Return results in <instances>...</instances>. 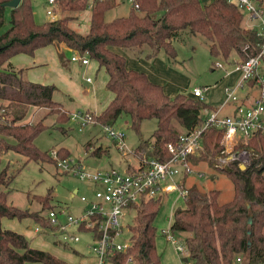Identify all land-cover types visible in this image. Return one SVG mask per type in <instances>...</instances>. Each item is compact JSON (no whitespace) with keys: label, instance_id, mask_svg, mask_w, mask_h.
<instances>
[{"label":"trees","instance_id":"16d2710c","mask_svg":"<svg viewBox=\"0 0 264 264\" xmlns=\"http://www.w3.org/2000/svg\"><path fill=\"white\" fill-rule=\"evenodd\" d=\"M8 1L0 0V28L6 24V12L10 8V25L0 34V99L12 111L9 114L6 107H0V119L4 117L0 122V264H71L30 246L23 233L2 225L4 218L31 217L37 225L53 232L57 230L43 213L55 209L51 193L35 197L42 211L21 209L9 203V189L3 188L11 185L15 174L10 164L2 167L1 155L14 151L26 156L28 162L48 160L56 165L51 154L41 151L35 143L46 125L43 121H24L30 107L47 109L48 114H56L61 121L70 119L62 103L54 99L57 86L24 78L22 69H16L10 59L22 53L34 55L37 49L55 43L88 52L107 72L106 86L114 94L96 117L97 122L114 126L122 115H129L133 129L140 136L138 155L167 160L170 156L167 144L203 125L206 112L218 106L187 93L168 95L145 72L128 68L126 57L115 48L137 49L141 54L144 46H148V59L165 53L174 60L177 58L174 40L189 29L193 35L205 37L211 58L225 61L230 69L235 60H246L256 54L263 36L257 28L245 25L243 10L228 0H212L208 4L202 0H133L128 16L111 21L106 20V14L117 6V0H63L58 8L68 14L43 23L36 21L32 0H21L15 8L6 6ZM90 3L89 30L82 34L70 25L71 20L78 18L72 13L85 11ZM154 118L157 127L151 138L144 139L141 125ZM204 134L208 153L219 152L222 132L210 126ZM246 147L258 154L252 165L242 168L233 163L220 170L234 183L235 194L230 201L220 203L219 189L203 192L194 185L188 189L185 205L174 211L171 229L187 233L188 264H235L238 256H242L245 264H264V134H255ZM102 151L97 148L92 154L100 156ZM58 152L61 158L70 157L65 149ZM192 161L195 164L208 161V155L192 157ZM162 205L163 196L131 205L136 211L135 222L130 226L131 247L117 252L111 264H126L129 256L133 257L130 264H162L155 225Z\"/></svg>","mask_w":264,"mask_h":264},{"label":"rangeland","instance_id":"374dc122","mask_svg":"<svg viewBox=\"0 0 264 264\" xmlns=\"http://www.w3.org/2000/svg\"><path fill=\"white\" fill-rule=\"evenodd\" d=\"M207 3L208 0H202ZM33 11L36 21L43 23L48 20H53L47 14V0H32ZM132 8L131 0H117V6L111 9L106 16L107 21H111L117 17L128 16ZM61 8H58L57 16L61 18L67 15ZM78 18L70 21L71 27L82 34H86L89 30V20L91 17V6L83 11L72 13ZM10 8L6 12V24L0 28V34L6 31L10 25ZM251 24L246 22V26L259 28L260 23ZM174 45L177 48V58L170 61L165 53H162L159 59L160 64L155 68L159 74L162 83L168 87L170 93H187L193 94V89L197 86L205 89L204 100L209 104H219L224 97V88L226 84L230 83L224 75L223 69L216 66L217 61H221L226 68L229 66L223 60H214L209 53L208 41L202 35H193L189 29L183 30L180 35L174 40ZM123 54L130 60V67H134L139 71H146L145 66H150L153 61H148L146 54L150 51L148 46H144V53L134 55L138 52L137 49H121ZM71 53H67L70 59ZM141 56L143 58H141ZM92 64H96V60L91 59ZM150 62V63H143ZM215 64V65H214ZM162 65V66H159ZM103 73L94 72L90 74L93 79L101 82ZM88 77L86 73L79 75V80L84 81ZM82 81V84H84ZM109 89L106 85L101 86V90L90 97L74 98L75 100H67L57 92L54 99L62 102L66 107L70 119L68 121H61L56 114H48V110L44 108L30 107L27 117L24 122H38L43 121L46 128L37 136L36 146L43 152L50 154L53 150L65 149L70 156L77 161H81L85 165V169L94 172L98 169L110 166L102 163L100 158L92 155L93 149L88 148L89 141L94 142L95 148H101L102 145H108L114 160H112L114 167H125L127 162L122 160L123 156L129 157L127 168L132 169V166H137V157L133 153L123 155L116 148L115 143L107 136L104 127L100 123L89 124L81 126L78 120L71 118V114L75 111H86L90 109L95 112L91 101L95 102V97L100 98L101 102L107 100L109 96ZM111 92V91H110ZM90 95L89 93H85ZM5 101L0 99V107H6V112L11 113V108L7 107ZM73 111V112H72ZM3 113L4 110L2 109ZM1 114V113H0ZM96 114V113H95ZM1 116V115H0ZM4 117L0 119V122ZM157 127V119L145 120L141 125V131L144 139L151 138L154 130ZM114 128L122 130L126 134V143L129 149H134L137 153V146L140 143V136L133 129L129 115L124 114L114 125ZM123 155V156H122ZM2 167L10 164V170L15 174L14 180L8 188L9 203L21 208L42 211V205L35 200L36 196H46L51 193L52 207L57 210H66L74 215H81L86 207V202L82 200V196L89 197L86 190L87 181L82 180L79 175L63 173L52 161H34L28 162V158L24 155L18 154L14 151H8L2 155ZM107 158L106 156H104ZM131 158V159H130ZM121 160L118 162V160ZM209 160V157H208ZM133 162V163H132ZM124 163V164H123ZM210 161H203L196 166V169H202L206 175L201 178L194 176L196 183L200 189L207 192L212 189H219L221 191L219 201L226 203L230 201L235 194V187L233 181L221 171L215 170ZM128 169V170H129ZM216 172L217 176L212 179L211 175ZM194 175V174H193ZM79 189L77 194L74 193ZM92 193V192H91ZM74 194V196H73ZM163 196V205L156 218L155 225L157 227V247L159 253L162 255V264H183V256L180 251L176 250L175 246L166 240L162 241V229L170 227L174 219V211L178 207H183L185 201L183 196H179L177 191ZM47 214V210H43ZM126 216L123 219V234L118 238V242L126 243L130 241V226L135 222L136 211L126 210ZM3 227L11 229L20 233L33 235V238H28L30 246L46 250L57 257L65 260L71 264H94V257L89 253L88 244L92 243L87 232H78L75 228L71 232L77 234L81 240L78 242H65L61 233L42 230L40 233L35 231L37 222L27 217L24 219H5ZM175 238L178 242L186 245V232H174ZM239 257V256H238ZM242 257V256H241ZM110 263V262H109ZM27 264H44V263H27ZM111 264V263H110ZM130 264V263H126ZM235 264H238L237 262Z\"/></svg>","mask_w":264,"mask_h":264},{"label":"built area","instance_id":"2783aa9c","mask_svg":"<svg viewBox=\"0 0 264 264\" xmlns=\"http://www.w3.org/2000/svg\"><path fill=\"white\" fill-rule=\"evenodd\" d=\"M61 1L63 0H47L46 12L53 20L58 18L56 10ZM228 1L237 4L252 20L259 21V33L263 36L261 48L246 60H235L234 67L230 69L221 61L216 62V66L223 69L227 76L239 72V78L234 84L225 86L223 103L216 110L206 112V122L203 125L181 134L177 141L167 144L170 154L167 160L136 154L134 149L128 148L125 132L108 124H102L107 136L114 141L123 155L133 153L138 160L137 166H132V169L112 167L90 172L81 161L71 156L61 158L58 150L50 152L56 166L63 173L79 175L82 180L92 185L93 198L82 196L87 204L81 215L53 209L46 216L56 226L55 232L61 233L65 242L81 240L77 234L71 232L72 228L79 233L87 232L92 240L88 244L89 253L93 255L95 264H110L114 262L117 252H125L131 247V240L126 243L117 241L123 234L125 211L134 210L131 205L175 191L185 198L189 189L185 186L186 177L193 174L205 177L203 171L196 169L197 164L192 161V157L208 155L210 165L220 171L233 163L247 168L258 156L253 148L246 146L255 134H264V0ZM131 2L133 4V0ZM89 5L92 6L91 3ZM135 7L139 8L138 5ZM70 56L72 62L83 65L91 62L88 52L81 53L71 49ZM87 81H92V78L88 77ZM204 92L200 87L193 89L196 98L204 99ZM227 107H232L233 111L223 112ZM97 116L89 110L71 114V118L78 120L83 127L99 123ZM210 126L222 132V149L214 154L208 153L204 144V132ZM44 229L47 228L37 225L35 231L40 233ZM162 233L167 242L181 252L183 258L188 256L187 246L177 241L171 225L163 229ZM236 261L238 264H245L241 256ZM127 262H133V257L129 256ZM183 264L188 263L183 261Z\"/></svg>","mask_w":264,"mask_h":264},{"label":"crops","instance_id":"0c3cea01","mask_svg":"<svg viewBox=\"0 0 264 264\" xmlns=\"http://www.w3.org/2000/svg\"><path fill=\"white\" fill-rule=\"evenodd\" d=\"M211 1L212 0H208L207 3H205V4H208ZM262 5L264 6V2ZM106 16H107V14H106ZM246 22L247 23L250 22L251 24L259 25L258 20H252L248 15H246L245 25H246ZM257 29H259V28H257ZM120 51L121 50L117 49V52L121 53L122 55H124L126 57L128 68L136 69L134 67H130V62H129L130 60H128V57ZM67 53H71L70 48H68L64 44L55 43V44L48 45L46 47H42V48L37 49L36 52L34 53V55H28V54H24V53L15 55L14 57H12L10 59V63L18 70L22 69L23 77L30 80V81L43 83V84H54V85H56L58 89L55 93L58 92L62 96V98H65L67 100H75L74 99L75 97L76 98H79V97L86 98V97H90L92 94L93 95L97 94V92H99L101 90V86L103 85V83H104V85H106L107 81H108V74L105 71V69L103 67H100L98 62H96V64H92V62H90V64H88V65H83L79 62H72L70 59H68ZM143 53H141V54H143ZM134 55H137L136 56L137 58L140 57V56L138 57V55H139L138 52H135ZM161 56H162V53L153 59L147 58L148 61H153V63L143 62V63H150V66L144 67L147 69H146V71H143V72H145L149 76L150 80H152L153 82H155L157 84L162 85L164 87L165 92L168 95L174 96V95H176V93H174V92L170 93L168 91L167 85L165 84V82L162 83L161 81L158 80V79H160V77H159V74L155 71V68L158 66V64H160L157 61H159ZM141 58H143V57L141 56ZM170 61H172V60H170ZM159 66H162V65H159ZM136 70H138V69H136ZM94 72H97L98 74L103 73L101 76V79H100L101 82L99 80H95L92 78V76L90 74H93ZM223 72H224V75L227 76V74L225 73L224 70H223ZM81 73H86L88 75V77L92 78V81H90V82L87 81L88 77H86L84 79V81L82 80L84 83V84H82V81H80L78 79L79 75H81ZM226 78L228 80L230 78L231 79H230V83L226 84L225 86L234 84L239 78V72H234L233 74L227 76ZM85 93H89L90 95H86ZM109 93L110 94H109L107 100L104 102H101L100 98H97V97L94 98L95 102L91 101L90 106H93V108L95 110L94 113H96V115H100L105 110L107 105L114 98L113 92L109 91ZM190 95H193V94H190ZM224 99H225V94H224V97H223V99H221L219 104H213V105L220 106L223 103ZM62 105H63V108L65 110H67L66 107H64L63 103H62ZM87 110L91 111L90 109H87ZM231 110L233 111L232 107H227V108H225V110H223V112L229 113V112H231ZM89 143H92V145H91L92 146L91 149H93L92 152L95 149H97L93 145L94 142L92 140L89 141L88 144ZM101 148L103 151H102L101 155L98 157L100 158L102 163L108 164L109 162H111V164H109L110 166H107V167H104L101 169H109V168L114 167L113 162H112V160H114L113 159L114 156H112L109 146L106 144V145H102ZM92 152H91V154H92ZM104 156H106L107 158H105ZM128 159H129L128 156L127 157L123 156L122 160H125L127 163L126 164L123 163L125 167H122V169L127 168V164L129 163ZM119 161H121V160L119 159L117 161V164ZM116 167H118V166H116ZM199 170H202V169H199ZM216 174H217L216 172L212 173V175H211L212 179L216 178V176H217ZM194 176H196V174L195 175H189L188 177H186L185 186L187 188H190V187L195 185L200 189V187L196 183V179L194 178ZM86 190L88 191V195H90L89 198L90 199L93 198V188H92L91 184H87ZM78 192H79V189H76L74 191L75 194H77ZM73 196H74V194H73ZM5 219H7V218H4L3 221ZM3 221H2V223H3ZM24 235L28 238L29 237L33 238L32 234L31 235L24 234ZM161 235L163 236L162 241L166 240L164 234L161 233ZM167 243H169V242H167ZM94 264H95V262H94Z\"/></svg>","mask_w":264,"mask_h":264},{"label":"water","instance_id":"95a60500","mask_svg":"<svg viewBox=\"0 0 264 264\" xmlns=\"http://www.w3.org/2000/svg\"><path fill=\"white\" fill-rule=\"evenodd\" d=\"M21 0H10L6 3V6L8 7H12V8H15L17 6H19ZM242 168H245V166H242ZM249 223L251 224L252 223V217L250 216L249 218ZM249 233H251V230H249ZM183 261L184 262H187L188 261V258L187 257H184L183 258Z\"/></svg>","mask_w":264,"mask_h":264}]
</instances>
